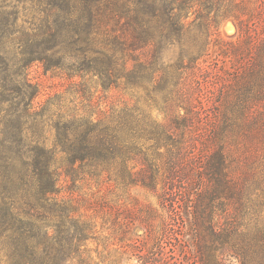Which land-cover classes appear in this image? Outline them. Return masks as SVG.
<instances>
[{"label":"trees","instance_id":"trees-1","mask_svg":"<svg viewBox=\"0 0 264 264\" xmlns=\"http://www.w3.org/2000/svg\"><path fill=\"white\" fill-rule=\"evenodd\" d=\"M257 14L251 0H0V264H90L81 246L102 232L136 264H264ZM221 16L236 40L213 36ZM125 88L142 104L103 94ZM87 180L156 204L80 196Z\"/></svg>","mask_w":264,"mask_h":264},{"label":"rangeland","instance_id":"rangeland-1","mask_svg":"<svg viewBox=\"0 0 264 264\" xmlns=\"http://www.w3.org/2000/svg\"><path fill=\"white\" fill-rule=\"evenodd\" d=\"M251 4L256 7V10L259 12V18L257 19V28L261 29L264 25V0H251ZM28 7V5H25ZM33 10H29V8L21 13V16L31 17V15H34ZM213 36H217L218 39L223 41H234L237 37V29L234 24V22L231 20V18L227 17H220V21L218 23V28ZM214 42V41H213ZM216 43V42H215ZM220 45H222L220 43ZM212 56L208 57L207 61L213 60L214 57H217V63L220 65L222 62L221 60L223 57L219 55L221 51V47L219 48V45H212ZM178 55V49L177 48H168L163 49L161 51V59L163 62H174ZM216 62V61H214ZM32 76L38 77L40 80H42L46 85H54L55 83H58L61 78L59 77H50L49 74L46 76L43 75L42 69L38 65H33L32 67ZM53 88H48L45 90V92L52 91ZM105 95H113V98L116 97V95L120 96L122 99L129 101L130 103H138L142 104V98H141V91L137 89H118V90H108L106 92H103ZM45 97V96H44ZM43 97V98H44ZM66 101L65 104H69L70 100L74 99L76 96L75 94H66ZM79 100L77 99L74 101V104L79 105L77 102ZM73 104H71L72 106ZM152 115H156L157 112L155 109L151 110ZM43 137L48 139L50 141L53 139V133L46 130L43 133ZM63 155H58V163L62 161ZM81 177V176H80ZM100 185V186H99ZM99 187H101L100 191L97 192V194H103L111 203H113L115 206H127L131 207L134 203V200L137 199L140 202L146 203L150 202L152 204H156V199L154 196H152L147 191L143 190L139 186L134 185H127L123 184L117 180L107 183V182H101L99 180H87V181H80L74 183V189L76 190V193L80 194H91L92 192H96ZM79 212L81 213V208L79 209ZM100 221V219H97V223ZM107 234L104 232L100 233L98 239L96 240H88L83 243L81 246V251L83 252V255L85 257H89L91 259L90 264H136L135 260H126L125 255H123L120 252V249L114 245H106L107 242L111 241V238H109L108 241L105 240ZM186 239H188L186 237ZM113 242V241H112ZM191 251V247H189Z\"/></svg>","mask_w":264,"mask_h":264}]
</instances>
